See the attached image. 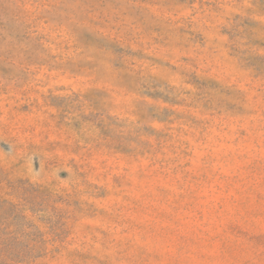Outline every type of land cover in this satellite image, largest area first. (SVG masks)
Listing matches in <instances>:
<instances>
[{
  "label": "rangeland",
  "instance_id": "obj_1",
  "mask_svg": "<svg viewBox=\"0 0 264 264\" xmlns=\"http://www.w3.org/2000/svg\"><path fill=\"white\" fill-rule=\"evenodd\" d=\"M0 264H264V0H0Z\"/></svg>",
  "mask_w": 264,
  "mask_h": 264
}]
</instances>
